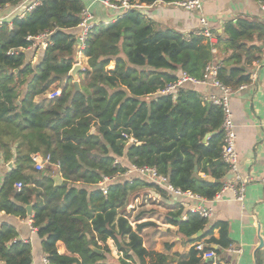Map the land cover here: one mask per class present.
I'll return each mask as SVG.
<instances>
[{"label":"trees","instance_id":"16d2710c","mask_svg":"<svg viewBox=\"0 0 264 264\" xmlns=\"http://www.w3.org/2000/svg\"><path fill=\"white\" fill-rule=\"evenodd\" d=\"M23 1L0 0V12ZM132 1L151 5L157 0ZM87 2L43 0L25 16L17 11L11 23L0 26V151L7 161L15 151L17 164L0 191V210L28 218L27 206L33 205L32 222L52 264H170L166 254L145 246L142 230L148 223L134 229L127 214L130 191L138 184L147 188L154 184L140 179L130 186L117 177L105 193L99 183L126 171L123 160L116 162L124 159L129 166L154 167L185 191L207 199L217 196L228 169L221 154L222 108L204 102L187 85L190 82L175 95L159 92L183 72L201 78L214 59L212 45L200 35L186 39L174 29H157L143 10H131L88 35L82 49L87 65L78 90L69 76L79 51V31H73L79 28ZM47 30L52 43L41 50L36 64L31 63V51L9 53L27 47L29 35ZM253 30L250 22L226 29V45L237 51L221 61L218 77L233 89L252 82L243 67L255 57L238 48L253 52V47L241 43ZM61 86L60 96L47 97ZM131 138L134 142H129ZM37 153H50L55 163L60 162L53 171L63 183L57 184L53 173L35 170L32 157ZM19 181L25 186L18 191ZM173 222L187 242L206 238L217 226L193 240L206 229L208 218L190 211L186 219ZM219 226L220 238L205 241L206 249L218 253L231 245L226 224ZM17 239L14 226H0V264H33L31 243ZM109 239L118 258L111 255ZM257 259L264 264V249ZM211 262L193 246L180 264Z\"/></svg>","mask_w":264,"mask_h":264},{"label":"crops","instance_id":"0c3cea01","mask_svg":"<svg viewBox=\"0 0 264 264\" xmlns=\"http://www.w3.org/2000/svg\"><path fill=\"white\" fill-rule=\"evenodd\" d=\"M259 1L203 0L201 11H190L176 5L155 2L143 10L146 19L152 22L157 29H174L182 33L186 39L192 35H199L203 27L200 19L202 16L205 17L216 36L214 46L218 48L219 52L213 54L214 59L212 61H218L219 65L221 61L229 59L237 51L235 46L226 45L227 27L231 25L238 27L239 23L242 22H250L254 26V32L241 41L242 44L246 43L247 46L253 47V52L248 53L247 50L238 48L240 53L248 54L252 59L257 58L249 62L247 67H243L245 72L251 75L252 82L244 84L245 87L237 89L231 97V108L236 125L239 171L244 178L249 179L246 184L244 202L237 201L231 191H225L214 199L196 200L190 197L176 196L158 185L147 188L143 184H138L128 195L127 204L131 203L132 205L129 204L127 214L130 216V223L133 228L136 229L138 225L148 223L142 230L145 246L151 251L166 254L170 264H180L181 257L187 256L195 244V242L185 240L183 235L179 233V226L173 221L186 219L185 217L191 208L198 206L213 209V214L208 218L209 223L203 231V235H206L217 225L206 238L200 241L205 242L210 237L220 238L221 227L219 225L224 223L227 226V237L231 243L229 247L242 250L241 253H235L228 247L219 253L216 252L220 257L216 261L217 263L226 260L231 264H258L257 253L264 249V185L261 181L264 175V12L260 8ZM23 3L24 1L19 5L5 7L1 10L0 15L6 22L11 23L18 13L17 11H20L25 5ZM87 5H90L95 21L99 24L116 20V11L107 8L102 3L87 2ZM78 31L80 28H76L73 32ZM204 42L209 43L205 38ZM41 50L39 51V60L42 56ZM77 59L87 63V58L82 52H77ZM82 78L83 74L79 73L80 88ZM187 85L197 90L204 102H209L205 99L208 94H218L219 92L209 85ZM95 129L96 127H93L92 132ZM129 142H134V138H131ZM13 154L14 158L7 161L3 152L0 151V191L4 186L7 174L17 167L15 151ZM39 154L44 156L43 153ZM122 160L127 169L132 166H129V162L126 163L124 159H117L116 162H122ZM10 162L13 163L12 167L9 166ZM54 169L59 168L55 164L47 165L42 171H37L35 168L39 173H53V177L56 175ZM123 173L118 177L123 182H128L130 186L141 180L144 183H149L137 171H132L127 176H123ZM229 174L227 169V178H229ZM15 189L18 190L16 187ZM139 209L141 211L136 213ZM34 214L33 208L32 216ZM32 216L28 215V218H21L0 210V226L3 224L14 226L18 233V239L21 241L28 240L31 243L33 264H44L43 260L47 256L43 246L44 239L39 236L38 229L33 225ZM107 243L112 250L111 255L118 258L120 255L114 241L109 239ZM215 248L218 247L215 245Z\"/></svg>","mask_w":264,"mask_h":264},{"label":"built area","instance_id":"2783aa9c","mask_svg":"<svg viewBox=\"0 0 264 264\" xmlns=\"http://www.w3.org/2000/svg\"><path fill=\"white\" fill-rule=\"evenodd\" d=\"M43 0H24L25 4L20 10V17L25 16L28 12L32 11L35 7L40 5ZM90 3L100 2L105 5L107 8L116 11V19L123 17L125 14L130 12L131 10H144L148 7L147 4L140 3L138 1L132 0H89ZM159 3H167L179 6L186 10L190 11H201L203 8V0H157ZM260 8L264 12V0L259 1ZM202 24V30L199 35L204 37L211 45L212 53L218 54V48L214 46V40L216 38L214 32L211 30L208 21L205 17H201L200 19ZM5 19L0 15V26L5 23ZM99 23L95 21L94 13L90 9V5H87L83 8L81 12V22L79 24L80 31L76 35L77 39V47L78 53L82 52L86 45V41L88 35L92 32V30L98 26ZM52 32L47 30L41 32L37 35H29L27 37V41L29 45L23 48L11 49L9 51L10 54H18L19 52H27L34 50H41L44 47H47L49 43H52L50 40ZM77 62L80 60L77 59ZM218 61L209 62L204 70V74L201 78L191 76L186 72H183L182 75L178 78L177 81L167 84L164 88L160 89L159 92L164 95H175L178 89L183 86V84L190 82L193 84L199 85H209L216 88L219 92L218 94L210 93L206 96V100L212 104L218 105L222 108L224 113V119L222 123V131H223V141H222V159L227 164L229 173L231 177L226 178L220 192L216 197L220 196L221 193L225 191H231L234 194V198L243 203L246 196L247 183L249 182L248 178H244L239 171V155L236 150V142L237 135L235 131V121L231 108V97L237 91V89H233L231 86L223 83L219 77L218 72L220 65L217 63ZM81 63V62H80ZM245 85H241L238 89L244 88ZM63 87H59L54 91L48 93V98L54 99L62 94ZM33 162L35 163V168L37 171H42L45 169L47 165H56L60 168V162L55 163L53 161V156L49 153L47 155L41 156L39 153L34 154ZM132 171H137L141 175H143L151 184L158 185L167 189L170 193L180 196V197H190L196 200H203L204 198L200 195L193 193L192 191H185L179 187L174 186L169 178L165 175L159 174L154 167L151 166H136L132 165L123 173V176L129 175ZM120 176V175H118ZM118 176H106L103 181L99 183L102 190L106 193L108 191V182L110 180L116 179ZM264 185V175L261 179ZM25 184L22 181H19L15 184V187L18 190H21ZM191 212H197L201 216L205 218H210L213 214L212 208H204V207H192ZM187 218V216L185 217ZM36 230V228H34ZM19 240V239H17ZM28 242V240L23 241ZM207 244L205 242H195L194 247L199 251H204L205 256L212 259V263L210 264H231L226 260H222L219 263L216 261L219 260L215 249L208 248L206 249ZM232 252L241 253V249H234L233 247H229ZM44 264H52L49 258L46 256L43 260ZM174 264V263H173Z\"/></svg>","mask_w":264,"mask_h":264},{"label":"water","instance_id":"95a60500","mask_svg":"<svg viewBox=\"0 0 264 264\" xmlns=\"http://www.w3.org/2000/svg\"><path fill=\"white\" fill-rule=\"evenodd\" d=\"M83 70H84V66L82 65V63L77 62V63L73 66L72 70H71L70 73H69V76H71V77L74 79V84H75V86H76V89H78V90L80 89L79 73H81V71H83ZM9 166L12 167V166H13V163L10 162ZM196 169H197V168H196ZM228 176L231 177L230 174H229ZM207 179H209V180H213V177H210V176H209V177H207ZM54 180L56 181L57 184H61V183L63 182L62 176H61L60 174H56V175L54 176ZM27 210H28V215H29V216H32V214H33V206H32V205H28V206H27ZM201 236H203V231H202V230L199 231L197 234H195V235L192 237V239H193V240H196V239L200 238ZM92 248H93V250H95V251L98 252V253H103V250H101V249H98V248H96V247H94V246H92Z\"/></svg>","mask_w":264,"mask_h":264},{"label":"rangeland","instance_id":"374dc122","mask_svg":"<svg viewBox=\"0 0 264 264\" xmlns=\"http://www.w3.org/2000/svg\"><path fill=\"white\" fill-rule=\"evenodd\" d=\"M39 51L40 50H34V51L30 52L31 53V63L36 64L39 61ZM80 62L82 63L83 66L86 67L87 63H84L81 60H80ZM129 204L132 205L131 203H129ZM140 211H141V209H139L136 213H139Z\"/></svg>","mask_w":264,"mask_h":264}]
</instances>
